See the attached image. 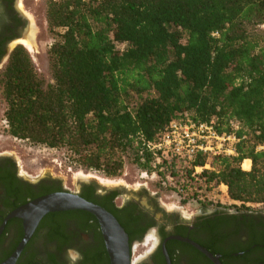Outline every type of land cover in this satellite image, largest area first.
Instances as JSON below:
<instances>
[{
  "label": "trees",
  "instance_id": "16d2710c",
  "mask_svg": "<svg viewBox=\"0 0 264 264\" xmlns=\"http://www.w3.org/2000/svg\"><path fill=\"white\" fill-rule=\"evenodd\" d=\"M45 16L51 80L22 45L0 70L9 135L64 148L73 166L106 177L131 158L142 175L172 176L178 193L223 186L242 207H264V0H49ZM180 119L234 135L235 154L155 164L149 144ZM81 196L113 211L105 196Z\"/></svg>",
  "mask_w": 264,
  "mask_h": 264
},
{
  "label": "flooded vegetation",
  "instance_id": "af4514ba",
  "mask_svg": "<svg viewBox=\"0 0 264 264\" xmlns=\"http://www.w3.org/2000/svg\"><path fill=\"white\" fill-rule=\"evenodd\" d=\"M29 21L18 0H0V69L15 44L30 39ZM22 172L12 154L0 152V264L18 251L13 264H112L97 219L81 210L47 214L19 250L24 222L10 215L46 187L65 189L57 178H29ZM77 193L107 197L113 211L104 208L120 223L116 210L132 226V235L125 230L130 264H264L261 210L209 205L186 217L164 209L156 194L146 193L144 204L95 181L81 183ZM87 214L95 220L88 221Z\"/></svg>",
  "mask_w": 264,
  "mask_h": 264
},
{
  "label": "rangeland",
  "instance_id": "374dc122",
  "mask_svg": "<svg viewBox=\"0 0 264 264\" xmlns=\"http://www.w3.org/2000/svg\"><path fill=\"white\" fill-rule=\"evenodd\" d=\"M48 1L18 0V4L27 13L30 20L28 24L30 39L25 41L30 42L33 50L29 51L25 46V41L24 44L20 43L29 51L39 75L46 80H51L48 50L55 38L47 29L45 11ZM20 43L13 46L21 45ZM5 107L0 92V152L12 154L19 164L20 171H23L22 173L26 177H54L60 180L62 186L71 192H77L83 182L95 181L101 187L119 189L124 197L135 198L144 204L147 202L146 193L148 195L156 194L159 204L164 209L179 211L181 215L186 217L192 216L202 206L209 207V205L258 209L264 212V207L260 204L250 203L246 204V207H242L240 202L232 201L228 198L226 188L223 186L215 187L206 195L200 194L198 198L187 196L186 193H178L177 190L169 189L170 186L174 185V179L163 184L158 176L142 175L140 168L131 158L125 160L122 174L117 177H106L99 172L76 168L71 164L69 154L64 148L52 149L34 145L9 135L7 128L2 124V120L5 118ZM250 166L251 163L248 165L246 161L242 165L244 169L248 170L251 168ZM150 235L153 236V233L147 234L148 237Z\"/></svg>",
  "mask_w": 264,
  "mask_h": 264
},
{
  "label": "water",
  "instance_id": "95a60500",
  "mask_svg": "<svg viewBox=\"0 0 264 264\" xmlns=\"http://www.w3.org/2000/svg\"><path fill=\"white\" fill-rule=\"evenodd\" d=\"M73 210L88 212L97 219L112 264H130L128 234L116 217L99 204L65 189L34 198L10 215L19 217L24 222L25 237L19 250L47 214ZM18 253L19 251L15 256ZM15 256L4 264H13Z\"/></svg>",
  "mask_w": 264,
  "mask_h": 264
},
{
  "label": "built area",
  "instance_id": "2783aa9c",
  "mask_svg": "<svg viewBox=\"0 0 264 264\" xmlns=\"http://www.w3.org/2000/svg\"><path fill=\"white\" fill-rule=\"evenodd\" d=\"M5 128L8 123L5 118L2 120ZM238 138L230 134H219L213 122H194L185 120H174L170 123L167 132L158 143L149 144L151 150L157 151L160 156L157 157L155 164L164 157L174 156L182 162L184 166H188L198 153H204L209 156L220 154L234 155L235 144ZM209 164L204 167H195V173L199 174L207 169ZM157 176L156 173L152 177ZM163 184L166 181L171 182L173 177L167 175L159 178ZM170 186V183H168Z\"/></svg>",
  "mask_w": 264,
  "mask_h": 264
},
{
  "label": "bare ground",
  "instance_id": "6f19581e",
  "mask_svg": "<svg viewBox=\"0 0 264 264\" xmlns=\"http://www.w3.org/2000/svg\"><path fill=\"white\" fill-rule=\"evenodd\" d=\"M25 46L29 49V51H32L33 50V48H32V46L30 45V42L29 41H25ZM250 161L248 160V161H246V164H248V165H250ZM246 170H248V169H246Z\"/></svg>",
  "mask_w": 264,
  "mask_h": 264
},
{
  "label": "crops",
  "instance_id": "0c3cea01",
  "mask_svg": "<svg viewBox=\"0 0 264 264\" xmlns=\"http://www.w3.org/2000/svg\"><path fill=\"white\" fill-rule=\"evenodd\" d=\"M248 160L251 161L250 159H246L245 161H248ZM250 167H251V166H250Z\"/></svg>",
  "mask_w": 264,
  "mask_h": 264
}]
</instances>
